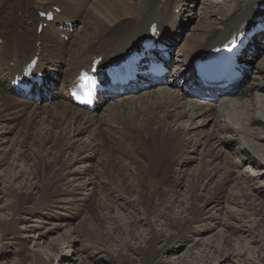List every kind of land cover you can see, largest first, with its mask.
Instances as JSON below:
<instances>
[{"label": "bare ground", "instance_id": "1", "mask_svg": "<svg viewBox=\"0 0 264 264\" xmlns=\"http://www.w3.org/2000/svg\"><path fill=\"white\" fill-rule=\"evenodd\" d=\"M188 2L190 0H0V73L4 75L0 79V126L1 124L6 125L4 135L16 137L12 146L10 145L11 148L15 152L23 150L28 152L24 157L29 159L32 158L33 153L37 157L34 160L36 167L33 169V176L39 180L40 196L44 198L56 196L63 200L66 198L67 205L71 202L70 200L81 196L86 188L83 185L76 187L74 184L75 188L68 186L67 189L60 190L59 184L76 181L82 171L95 173L100 156L103 157L100 162L104 165L100 179L104 176L110 184L117 180L121 181L122 186L118 187L119 191L131 192L129 178L132 175L128 172L129 166L127 167V164L125 166L128 168L125 170L126 174H122L118 166L128 160L133 161V169L139 175L135 188L139 190V199L145 207L146 214L149 216L159 211V214L167 220V228L174 230V234L168 238L167 243L159 249L155 246L160 237H157L153 231H150L152 239L145 243L146 247L134 249L142 257H147L143 260L145 264H153V260L159 256L161 250H169L178 238L186 236L189 240L190 233H193L195 237H202L213 231L212 223L221 226L222 221L215 219L207 211V207L210 205L209 201H216L214 203H217L220 212L226 209L231 202L226 201L228 199L226 187L231 182L239 189L238 195H234L235 199L237 197L247 198L255 217L260 214L261 208L250 199V188L244 187L247 177L244 176V180L243 176L235 172L239 164H234L233 160L237 156L242 158L244 163L260 166V162L264 159V138L261 136L264 134V104L257 103V94L264 93V82L251 85L241 91L242 81L237 89L238 92L241 91L238 96L228 100L222 99V103L215 104L214 109L213 105L196 102L193 94L196 93L198 87L195 86V91H193L190 85L188 87L193 93L190 95L182 90V85L175 91L171 89L165 91L167 89L162 88L163 85L160 88L159 85L142 89L139 92H126L123 96H115L111 101L116 98L120 99L112 104L104 101L102 105H105L106 110L102 115L95 114L102 105L90 113L77 108L67 98L68 89L73 86L79 71L88 69L93 62V57L102 58L104 64L111 59L118 58L146 37L152 24L157 26L160 38L169 47H175L179 42L183 63L173 67L174 77L171 81L175 83L178 78L180 80L184 78L186 82L187 75L189 72L192 73L191 68L194 62L203 53L224 44L234 33L239 32L242 25L249 22L250 17L258 13L257 7L264 5V0L236 1L233 6L234 11L221 20L220 29L211 25L208 31H203L205 36L200 40L191 35L182 37L179 41L177 40L180 38L179 35L174 38V32L177 29H180L179 31L183 29L181 21L184 10H181V6L187 5ZM52 8L59 9V13L56 14L52 23H47L42 32L38 33L37 27L46 23L39 14L47 13ZM78 18L86 36L82 39L76 35L70 41L69 53L65 62L61 52L63 48L66 52L68 45L67 41L61 39V36L66 35L69 39L76 31L69 32L63 28L69 23L76 24L74 21ZM84 39L89 41L92 39L91 44L86 46ZM195 45H198L197 48ZM256 48L254 47L255 57L258 53ZM34 56L39 59L34 71L45 74L46 82L43 86L47 89V94L51 93L52 89L60 91L57 98L49 100L46 98L48 95L43 97L41 93L40 100L44 99L45 104L41 107L34 102V98L31 99L29 95L14 90L11 84ZM249 93L253 98L248 100L246 95ZM30 109L31 111H28ZM195 117L203 119V125H206V121H211V124H207L210 128L208 132L204 127L193 133L194 136L198 133L200 136V144L197 146L184 140L190 130L178 127L179 123L184 120L194 121ZM9 124L15 128H10ZM46 130L54 134H49L50 131ZM36 134V138L39 139V148L34 145V140L30 141ZM25 136H27V141ZM83 136H87L88 142H82L81 137ZM234 137H237V141ZM44 147L52 148L54 153L45 157L42 154ZM228 150L229 152L233 150L235 157L234 155L232 157L230 153L229 155ZM72 152L77 159L74 156L71 159H64L66 154ZM194 153L202 159L200 163H197L196 174L192 173L190 176L191 184H188L190 197L182 212L185 216L172 217L171 210L176 205H178L177 208L181 207L182 204L176 201L178 194L175 193L173 181L169 182V172L178 161L182 163L184 160V163L188 164ZM183 155L186 158H183ZM126 157L128 160H123ZM74 159L84 166L75 167ZM165 159L170 162L165 163ZM208 159L215 163L214 170L209 169ZM78 160L81 161L78 162ZM139 162L140 168L136 166ZM112 173L122 174L121 179L116 178L118 175L111 176ZM216 178L219 180L215 182L213 190L208 192V189L207 191L209 199L201 200L197 193L199 184L202 181L212 182ZM87 186V191L98 203L99 208L109 206L106 197H111L109 196L111 193L105 197L101 192L106 191L98 183L94 185L90 183ZM162 186L166 187L168 192L161 189ZM15 194L18 198L17 203L23 202L26 198L30 199L32 195L27 191L23 194ZM100 195L103 198H99ZM168 200L172 205L165 204ZM63 203L66 204L64 201ZM95 208L93 209L97 210V207ZM230 215L236 216L235 212ZM15 216L14 214L12 219ZM133 226L132 223L130 227ZM216 238L223 239L224 235L220 234ZM196 245L199 244L196 243ZM188 252L190 253V249Z\"/></svg>", "mask_w": 264, "mask_h": 264}, {"label": "rangeland", "instance_id": "2", "mask_svg": "<svg viewBox=\"0 0 264 264\" xmlns=\"http://www.w3.org/2000/svg\"><path fill=\"white\" fill-rule=\"evenodd\" d=\"M236 1L239 0H190V2L187 3L188 5L182 6L184 10L181 21L183 29L177 32V35L180 37L177 40L180 41L182 37L191 35L193 38L200 40V38L205 36L203 31H208L211 25L220 29L221 20L225 19L226 15L234 11L233 6L236 4ZM74 22L76 23V33L68 39L69 42L72 41L76 35L80 36L82 39L86 36L80 19L78 18ZM216 25L218 27H216ZM208 34L209 32L207 35ZM92 39L90 41L84 39V43L86 42L85 45L89 46ZM68 41L66 43L68 47H66L67 45L65 46L67 48V50L65 49L66 52L63 51L64 48L61 52L62 59L65 62L67 61L69 53V44H71V42L68 43ZM262 42L263 44L261 45L264 46V41ZM178 43L170 52L171 58L176 65L183 61ZM197 46L198 45H195V48H197ZM256 49L258 50V57L256 56L257 59L252 66V70L243 81L244 84H241V91L251 85L254 86L264 82V49L261 47H257ZM3 77L4 75L0 73V79ZM174 85L177 87L172 85H170V87H162L160 85V88L167 89L165 91H168V89L175 91L181 87V84L178 83ZM55 91H53V89L51 91L52 99L57 98L60 94L59 90ZM240 92L237 91L233 95L228 96V98H224L227 100L229 98L233 99L237 97ZM257 95V103L260 104L262 102L264 104V93H258ZM246 98L249 100L253 97H251L249 93L246 95ZM119 99L116 98L113 101H109V104ZM39 101L40 103L42 102V104L37 103L39 104L38 107L45 105L44 99ZM218 103L221 104L222 102L220 101ZM104 107L105 105L100 106L95 114H105L103 111H105L106 108L104 109ZM30 108L32 109L33 107ZM31 109L28 111H31ZM244 116L247 117L246 114H244ZM98 120H100V117H98ZM203 123L204 120L198 117H195L194 121L184 120L182 123H179V128H186L187 131L188 129L190 130L189 134H186L184 140L192 143L193 146L200 144L199 133L196 136H194L193 133L204 129V127L205 131L208 132L210 128L207 124H211V121L205 122L207 126L203 125ZM193 124L194 126H192ZM9 127L15 128L10 124ZM4 128L6 129V125L1 124L0 264H145L143 260L147 257H142L139 252H136L134 249L137 250L140 247H146L145 243L152 239L150 231H153L157 237H160L158 244L155 246L157 249L165 245L168 238L174 234V230L167 228V220L159 214V211L149 216L146 214L145 207L139 199V190L135 188L138 183L137 177L139 175H137V172L133 169V161L128 160V157L123 158V160L128 161L118 167L122 174H126L125 170L129 168L128 172L132 175L129 178L131 183L129 187L132 193L130 191L129 193L119 191L118 187L122 186L121 181L117 180L115 183L110 184L106 177L102 176V179H100V175H102L104 168V165L100 162L103 157L100 156L98 163L100 165L97 164L96 166V174L82 171L83 174L81 173L77 176L78 178L76 181L64 182L62 185L59 184L60 190L64 188L67 189L68 186L69 188H75V186L83 185L86 188L85 194L83 193L81 196L76 197L77 199L74 198V200H70L71 202L67 205L66 198L63 200L56 196L52 198L40 196L38 191V188H40L39 180L35 179L33 176V169L36 167L34 160H36L37 157L34 153L30 159L24 157L28 153L24 150L15 152L11 146L16 137L12 138L8 135H4ZM16 129H18V127H16ZM41 131L43 133V130ZM46 131L49 132L50 130ZM51 133L50 131L49 134ZM36 136L37 134L33 135L30 141L32 142V140H34V145L39 148V139L36 138ZM42 136H44V134H42ZM261 136L264 138V134ZM26 138L27 136H25V140L27 141ZM234 138L235 140L237 139V137ZM81 140L84 143L88 142L87 136L81 137ZM234 148L237 149L235 146ZM204 149L206 148L204 147ZM42 150V154L45 157L49 154L51 156L54 153L52 148L50 149L49 147H44ZM4 153L6 154L3 155ZM229 153L232 154L233 157V150H230V152L228 150V154ZM196 155V153L192 154V160H190L188 164L187 162L184 163V160L182 163L178 161L172 166L169 172V182L171 183L173 181L174 184L172 185L174 186L175 193L178 194L176 201L178 204H182L181 207L177 208L178 205H176V207L171 210L170 215L172 217L185 216L182 212L183 207L186 208L190 197V176L192 173L196 174V168L198 167L197 163H200L202 159ZM65 156L67 158L64 157V159H71L73 156L74 158L76 157L73 152ZM183 158H186V156L183 155ZM79 161L81 160H78V162ZM233 161L234 164H239L236 166L235 172L243 176V179L244 176L245 178L247 177L246 180L244 179L246 182L244 187L247 186L250 188V199H252L255 204L261 206V215L259 214L255 217L250 206L251 204L247 198L240 199V197H237V199H235L236 196L234 195H238L239 189L231 182L227 185L228 187H226V195L229 199L226 201H231L226 209L220 212L217 203H214L216 201H209L210 205L207 207V211L210 212L215 219L222 221V225L218 226L219 224L212 223L211 226L213 227V231L202 237H195L193 233H190L189 240L186 236L178 238V240L173 243L174 246L172 245L169 250H161L159 256L153 260V264H264V166H262L264 165V159L262 161L260 159V166L247 162L244 163L243 159L237 156ZM169 162L170 161L167 160L165 161L167 164ZM142 163L145 164V162ZM207 163L210 170L215 169L216 165L211 159H208ZM74 164L75 167L78 168H81L82 165L84 166V164H78L76 160ZM126 164L127 167L129 166L128 168H125ZM139 165L140 162L136 166L140 168ZM122 174L112 173L111 176L116 177L118 175L116 178L121 179L120 177H122ZM217 180H219V178H216V180L214 179L212 182L202 181L199 187L197 186L199 188L197 193L201 197V200L209 199L207 191L208 189V192L213 190ZM90 183L93 185L98 183L106 191L101 192L102 194L104 193L103 195H105V197L108 193H111L109 194L111 197H106L107 205L111 206L110 204H113L111 208H109V206H105V208L108 209L104 207H100V209L98 207V203L95 202V199L91 198L90 192L87 191V184ZM74 184L75 186H73ZM165 188L164 186L161 187V189L168 192V189ZM26 191L32 194L31 198L24 199L23 202H21L22 204L20 202L17 203L18 198L15 193L23 194ZM99 198H103V196L100 195ZM99 198L98 200H100ZM79 199H81V201ZM75 200H77V202H74ZM165 204L172 205L169 200L166 201ZM95 207H97V210L93 209ZM232 212H235V217L230 215ZM14 214L16 216L12 219ZM132 223L134 226L130 227ZM194 228L198 229L196 226H194ZM220 234L224 235V238L220 239L221 241L216 238ZM211 241H213V243ZM217 241L218 243H216ZM196 243L199 245H196ZM189 249L190 253L188 252Z\"/></svg>", "mask_w": 264, "mask_h": 264}]
</instances>
